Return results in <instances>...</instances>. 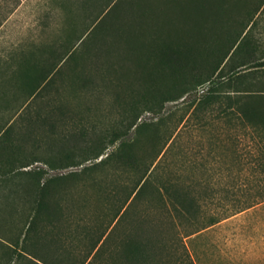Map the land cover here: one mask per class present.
<instances>
[{"label": "trees", "instance_id": "trees-1", "mask_svg": "<svg viewBox=\"0 0 264 264\" xmlns=\"http://www.w3.org/2000/svg\"><path fill=\"white\" fill-rule=\"evenodd\" d=\"M262 10L264 0H109L86 36H80V47L73 44L67 53L53 47L43 62L29 56L24 66L19 64L24 82L28 75L33 97L45 84L55 82V74L66 72L64 67L71 70L73 81L87 86L91 64L85 59H94L104 84L116 88L126 121L123 131L115 127L108 143L115 144L133 128L134 133L81 171L50 172L105 154L106 134L99 135L92 155L78 163L56 165L47 159L48 168L29 167L34 161L20 144L6 158L1 155L0 174L15 183L5 196H31L32 207L24 236L0 235V264H196L183 236L179 238L182 250L172 259L165 226L142 229L139 221L121 234L120 225L150 190L157 193L174 224L195 223L201 216L196 188L172 176L157 177L186 114L237 119L252 126L264 142V49L253 31ZM198 85L206 86L205 91L192 99L179 124L168 126L164 117L138 121L145 110L159 109ZM62 115H66L64 108ZM64 157L70 158L71 152ZM95 168H110L111 182L94 176ZM87 171L95 190L113 199L116 212L108 222L101 214L86 221L74 212L73 188ZM262 200L264 193L239 211ZM222 216L213 213L208 223L195 225L186 235L228 217ZM40 244L51 251L39 253Z\"/></svg>", "mask_w": 264, "mask_h": 264}, {"label": "rangeland", "instance_id": "rangeland-1", "mask_svg": "<svg viewBox=\"0 0 264 264\" xmlns=\"http://www.w3.org/2000/svg\"><path fill=\"white\" fill-rule=\"evenodd\" d=\"M108 2L0 0V72L6 71L3 78L13 83L12 91L5 93L7 99L0 97V156L12 154L18 147L16 144H20L25 156L34 161L29 167L48 168L47 159L56 165L78 163L92 155L99 135H107L105 145H108L115 127L122 131L126 128L116 88L104 84L94 68L95 60L90 57L85 59L91 64V83L87 86L73 81L69 77L71 70L66 67L63 69L66 72L54 75L53 84H45L33 97L29 93L28 75L24 90L19 86L22 71L19 64L23 65L29 56L43 62L53 47L66 53L73 44L80 47V36H86L94 17ZM256 17L253 31L264 49V10ZM61 52L55 61L59 60ZM27 65L26 72L29 73ZM203 87L195 86L183 97L166 101L159 109L145 110L138 121L164 117L168 126L179 124L189 103L203 92ZM62 108L66 112L64 116ZM179 127L181 133L157 177L172 176L178 182L196 188L203 211L201 216L195 223L174 224V220L166 215L157 193L150 190L146 198L137 201L124 216L119 232L124 234L139 221L142 229L161 225L166 228L164 237L172 251V259L176 258L178 250H182L179 238L183 236L182 242L196 264H264V200L239 211L241 205L260 199L264 193V142L252 126L237 119L188 117L186 114ZM133 133L134 128L115 144H109L106 153L99 158L50 172L81 171L106 157L122 139ZM5 143L7 147L3 146ZM66 151L71 152L70 158L64 157ZM109 170L95 168L93 175L106 177L111 182L113 176L108 174ZM14 184L0 174V235L8 239L23 234L32 207L31 196H5ZM73 190L72 199L77 202L73 205L74 212L84 216L86 221H92L97 214H101L106 222L114 217L113 199L95 190L88 171L79 176ZM213 213L228 217L186 235L195 225L208 223ZM45 249L51 251L43 244L36 250L42 253Z\"/></svg>", "mask_w": 264, "mask_h": 264}, {"label": "crops", "instance_id": "crops-1", "mask_svg": "<svg viewBox=\"0 0 264 264\" xmlns=\"http://www.w3.org/2000/svg\"><path fill=\"white\" fill-rule=\"evenodd\" d=\"M3 72V73H1ZM0 72V97L2 100H6L7 97H5V93L8 92V91H12L13 89V83L9 80L8 81V78H3V74L6 73V71H1ZM19 77L21 78L20 80V87L22 90H24V87H26V82L24 83V74L22 73V71L19 73ZM12 80V79H11ZM27 89V88H26ZM3 146L7 147V144H3ZM4 157H6V155H4ZM2 163V162H0Z\"/></svg>", "mask_w": 264, "mask_h": 264}, {"label": "built area", "instance_id": "built-area-1", "mask_svg": "<svg viewBox=\"0 0 264 264\" xmlns=\"http://www.w3.org/2000/svg\"><path fill=\"white\" fill-rule=\"evenodd\" d=\"M202 91L204 92V91H205V88H201V92H202Z\"/></svg>", "mask_w": 264, "mask_h": 264}]
</instances>
